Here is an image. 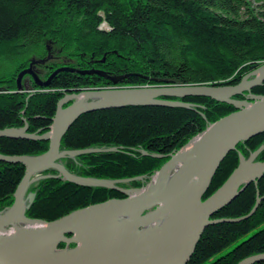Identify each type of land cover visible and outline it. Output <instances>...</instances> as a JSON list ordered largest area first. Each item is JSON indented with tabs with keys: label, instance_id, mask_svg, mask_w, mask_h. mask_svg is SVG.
<instances>
[{
	"label": "trees",
	"instance_id": "16d2710c",
	"mask_svg": "<svg viewBox=\"0 0 264 264\" xmlns=\"http://www.w3.org/2000/svg\"><path fill=\"white\" fill-rule=\"evenodd\" d=\"M51 48V50H50ZM50 50V51H49ZM46 80L59 67L101 71L124 77V86L177 84L237 85L264 64V0H0V130L47 132L58 101L67 91L112 85L109 78L76 71L57 73L48 87L18 75L32 59ZM28 81V85H26ZM264 94V83L252 89ZM251 94V93H249ZM247 92L236 96L247 98ZM189 106L131 105L81 115L65 132L60 150L100 149L58 160L82 177L125 180L123 188H142L192 138L236 110L210 97H179ZM264 145V133L241 141L220 164L205 198L216 192L240 165ZM45 140L0 137V154L37 156ZM264 161V148L256 157ZM21 163L0 160V211L9 209L25 175ZM241 188V187H240ZM239 188V190H240ZM264 176L250 183L213 218L250 213ZM30 193H35L31 201ZM121 191L70 182L55 168L41 172L25 195L26 216L56 220L76 209L113 198ZM67 244L61 243L60 248ZM229 250L225 253L226 249ZM264 253V200L254 215L207 227L188 264H238ZM254 264H264V259Z\"/></svg>",
	"mask_w": 264,
	"mask_h": 264
},
{
	"label": "water",
	"instance_id": "95a60500",
	"mask_svg": "<svg viewBox=\"0 0 264 264\" xmlns=\"http://www.w3.org/2000/svg\"><path fill=\"white\" fill-rule=\"evenodd\" d=\"M51 50V48H50ZM49 50V51H50ZM51 52L45 59L33 58L30 65L23 69L18 75L17 91L22 92L24 85L22 80L25 75L42 87L51 85L53 77L61 71H76L81 74L98 73L109 78L117 84L124 77L107 76L101 71H82L73 67H59L46 79L43 80L38 73L36 65L45 63L51 58ZM257 76L248 80L244 78L237 85H212V84H177L166 81L162 85L154 86H122L116 88H79L74 91H66L65 95L58 101L56 114L50 129L45 133H27L24 128H6L0 130V137L45 140L49 141V149L37 156L26 155H4L0 154V160L8 163H21L25 165V175L19 183L15 192L14 204L6 211H0V230L17 222L28 219L36 221L40 228L35 231L37 240L31 245L14 243L0 236V264H95L105 256L90 254L83 256L84 249L75 246L70 250L61 249L60 244H80L78 236L74 233L75 226L86 218L99 213H123L124 211H146L153 207H160L173 201L176 197L183 196L184 204L180 214L176 235L172 242L171 251L154 260L140 264H188L205 229L210 225L218 223H233L251 217L258 209L264 196L257 193V202L252 211L246 216L237 218L212 219L220 209L230 204L232 200L242 193L253 181L264 176V161H257L256 157L264 148L260 147L249 158L240 156V165L231 174L223 186L208 199H204L212 183L220 164L229 152L236 149L241 141L253 138L264 133V95L252 94L247 99L239 101L235 96L251 91L252 88L264 82V65L257 71ZM254 74V73H253ZM117 92L124 98L109 101L99 99L86 101L87 98L101 93ZM204 96L217 101L233 105L237 110L224 118L219 119L201 134L194 137L178 152L171 155L170 159L156 173L174 162L182 150L194 142L196 149L192 165L187 173L173 187L156 186L154 188H123L118 183L125 180H109L77 176L70 173L59 159L67 155H79L100 149H79L61 151V141L67 129L81 115L111 108H123L131 105L151 106H186L183 101L169 100L173 97ZM55 168L64 179L81 185L104 186L113 190L121 191L126 195L124 198H113L107 201L76 209L56 220L46 221L43 219H30L26 216L29 207L25 203V195L29 185L36 180L35 175ZM155 174V175H156ZM154 175V176H155ZM38 179V178H37ZM241 187V188H240ZM240 188V190H239ZM31 201L35 193L29 194ZM71 235V236H68ZM86 251V249H85ZM264 259V253L249 256L238 264H254ZM105 264V263H104Z\"/></svg>",
	"mask_w": 264,
	"mask_h": 264
},
{
	"label": "bare ground",
	"instance_id": "6f19581e",
	"mask_svg": "<svg viewBox=\"0 0 264 264\" xmlns=\"http://www.w3.org/2000/svg\"><path fill=\"white\" fill-rule=\"evenodd\" d=\"M124 96L117 92L96 95L98 100L109 101H116ZM81 98L85 99L87 96L84 94ZM195 152L192 142L182 150L174 162L153 177L149 188L176 185L189 171ZM183 204L184 197L180 196L147 212L136 210L118 214L99 213L78 223L74 233L80 240L79 246L84 249L83 256L90 254L105 256L95 264H140L154 261L163 253L166 255L171 251L170 245L176 235ZM40 227L36 221L25 219L1 229L0 236L14 243L31 245L33 240H37L35 231ZM66 250H70L69 247Z\"/></svg>",
	"mask_w": 264,
	"mask_h": 264
},
{
	"label": "rangeland",
	"instance_id": "374dc122",
	"mask_svg": "<svg viewBox=\"0 0 264 264\" xmlns=\"http://www.w3.org/2000/svg\"><path fill=\"white\" fill-rule=\"evenodd\" d=\"M56 55L58 56V54H53V52H52V56H56ZM50 56H51V55H50ZM48 60H51V58L48 59ZM48 60H47V61H48ZM263 65H264V64H262L261 66H259V67H257V68H252L251 71H250L247 75H245V76L243 77V79H244V78H247L248 80H250V79H253L254 77H256V76H257V72H256V71H257L260 67H262ZM2 66H4V65H3V64H0V73L3 72V71H2ZM37 70H38V73H40V72H44V70H43L40 66L37 67ZM253 73H254V74H253ZM119 82H120V81H119ZM119 82H118L117 84H114V83H113L112 85H114V86H112V87H111V86H101V87L98 86V87H87V88H116L115 86L122 87V86H120V85H122V84H120ZM263 83H264V82H263ZM263 83H262V84H263ZM26 85H28V81H26ZM159 85H162V84H159ZM126 86H127V85H126ZM252 89H253V88H252ZM246 92H247L248 96H251L252 94H254V93H252V90H251V91H246ZM246 92H245V93H246ZM249 93H251V94H249ZM241 95H242V94H241ZM257 95H264V94H257ZM237 96H239V95H237ZM248 96H247V97H248ZM187 97H189V96H187ZM177 98H179V97H173V98H170L169 100H173V101L179 100V99H177ZM234 99H237L236 96L234 97ZM246 99H247V98H246ZM92 100H98V98L94 95V96H92V97H87V99H86V101H92ZM237 100H239V101H243V100H245V98H243V99H237ZM179 101H182V100H179ZM183 102H184V101H183ZM186 104H189V103H186ZM146 106H151V105H146ZM155 106H157V105H155ZM166 107H167V106H166ZM235 109H236V108H235ZM236 110H237V109H236ZM236 110L232 111L231 113H229V114H227V115H225V116H228V115L234 113ZM225 116H224V117H225ZM224 117H222V118H224ZM220 119H221V118H220ZM217 121H218V120H217ZM215 122H216V121H215ZM215 122H213V123H215ZM210 124H212V123H210ZM210 124L208 125V127L210 126ZM208 127H207V128H208ZM207 128H206V129H207ZM195 137H196V136H195ZM192 139H193V138H192ZM192 139H191V140H192ZM191 140H190V141H191ZM190 141H189V142H190ZM189 142H188V143H189ZM188 143H187V144H188ZM171 155H172V154H171ZM162 167H163V166H162ZM236 169H237V168H236ZM157 172H158V171H157ZM40 175H41V172L38 173V174H36V175L34 176L35 179L37 180V178H39ZM153 177H154V176H153ZM153 177H152V179H153ZM258 180H259V179H258ZM258 180H257V181H258ZM226 181H227V180H226ZM226 181H225V182H226ZM32 182H33V181H32ZM151 182H152V180H151V181L149 182V184H148L147 186H145L144 188H149ZM225 182H224V183H225ZM253 182H254V181H253ZM251 183H252V182H251ZM222 186H223V185H222ZM222 186H221V187H222ZM221 187H220V188H221ZM220 188H219V189H220ZM246 188H247V187H246ZM246 188H245V189H246ZM219 189H218V190H219ZM218 190H217V191H218ZM217 191H216V192H217ZM214 193H215V192H214ZM214 193H213V194H214ZM257 193H258V192H257ZM259 193H260V192H259ZM213 194H211L210 196H212ZM124 195H125V194H124ZM210 196H209V197H210ZM263 196H264V195H263ZM209 197L205 198V200L208 199ZM236 197H237V196H236ZM236 197H235V198H236ZM260 197H262L261 194H260ZM235 198H234V199H235ZM234 199H233V200H234ZM233 200H232V201H233ZM263 200H264V199H263ZM263 200H262V201H263ZM262 201H261V202H262ZM256 202H257V200H256ZM261 202H260V203H261ZM255 204H256V203H255ZM228 205H229V204H228ZM226 206H227V205H226ZM254 206H255V205H254ZM160 207H161V206H160ZM155 208H157V207H153V208H151V209H149V210H152V209H155ZM223 208H224V207H223ZM223 208H222V209H223ZM253 208H254V207H253ZM222 209H220V210H222ZM149 210H146V212L149 211ZM220 210H219V211H220ZM219 211H218V212H219ZM251 211H252V210H251ZM251 211H250V212H251ZM256 211H257V210H256ZM218 212H217V213H218ZM217 213H216V214H217ZM248 214H249V213H248ZM253 215H254V214H253ZM253 215H252V216H253ZM244 216H246V215H244ZM252 216H251V217H252ZM241 217H242V216H241ZM224 218H232V217H224ZM235 218H237V217H235ZM249 218H250V217H249ZM212 219H214L213 216H212ZM215 219H222V218H215ZM247 219H248V218H247ZM224 223H225V222H224ZM233 223H234V222H233ZM218 224H219V223H218ZM22 225H24V224H22ZM208 227H209V226H208ZM1 233H2V231H0V234H1ZM68 236H71V235H68ZM78 245H79V244L71 243V244L67 245V247H69V249H70V248H73V247L78 246ZM228 250H229V248L226 249L225 251H223V253L227 252ZM190 260H191V259H190Z\"/></svg>",
	"mask_w": 264,
	"mask_h": 264
},
{
	"label": "flooded vegetation",
	"instance_id": "af4514ba",
	"mask_svg": "<svg viewBox=\"0 0 264 264\" xmlns=\"http://www.w3.org/2000/svg\"><path fill=\"white\" fill-rule=\"evenodd\" d=\"M107 86H111V87H112V86H114V85H107ZM120 86H124V85H120ZM100 87H101V86H100ZM115 87H118V86H115Z\"/></svg>",
	"mask_w": 264,
	"mask_h": 264
}]
</instances>
